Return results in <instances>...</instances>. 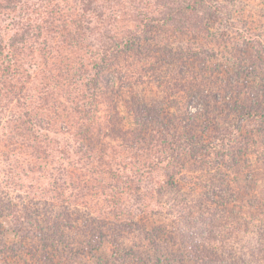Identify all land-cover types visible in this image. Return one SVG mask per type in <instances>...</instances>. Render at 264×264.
Returning a JSON list of instances; mask_svg holds the SVG:
<instances>
[{
  "label": "rangeland",
  "instance_id": "rangeland-1",
  "mask_svg": "<svg viewBox=\"0 0 264 264\" xmlns=\"http://www.w3.org/2000/svg\"><path fill=\"white\" fill-rule=\"evenodd\" d=\"M72 2L78 5V1ZM218 2L225 8L226 15L218 18L208 35H180L169 27L156 26L150 40L142 39V52L135 54L131 47L128 56L119 58L118 71L105 69L104 81L111 82L114 87V93L109 95L114 97L120 117L130 115V121L134 119L130 110L134 102L147 106L140 110L143 116L150 118L143 136L133 130L132 123H123L126 131L136 135L137 140L141 137L149 144L153 141L152 132L165 133L160 123L164 122L171 125L173 132L172 127H177L179 135L188 132L199 142L195 147L182 149V158L175 166L164 163L153 175H136L143 181L164 182L163 192L159 194V188L151 183L148 188L151 195L146 201L144 198L150 206L145 209H141L138 198H128L126 208L119 205L118 211L131 212L136 219L129 214L134 221L128 218L105 221L108 223L105 231L110 236L102 239V243L97 238L99 243L95 250L89 247L83 253L81 245L71 243L76 250L72 255L77 254L74 261L67 256L70 252L62 249L63 245L58 250L47 247L37 238L21 236V232L13 231L12 226L5 223L4 229L8 230L3 239L8 241L9 247L15 246L14 252L17 251L9 259L10 263L49 264L45 258H52L49 254L55 253L59 264L60 260L63 264H111V258L117 264H124V261L126 264H155L142 263L147 261L145 253L155 257L152 251L155 242L161 246L164 260L161 264H264V225H258L264 220V0ZM20 12L31 17L35 15L27 8ZM144 49L148 56L144 55ZM40 85V80H31V95ZM242 107L248 112L252 108L262 111L241 116ZM242 117L244 121L240 123ZM114 122L119 129L121 124ZM134 128L143 131L145 125ZM105 131L113 138L120 135L118 130L106 128ZM10 136L7 125H0V190L20 208L23 203L40 206L48 196L39 185L28 188L31 177L19 172L20 167L25 166L23 159H31L25 152L28 148L16 145L15 140L8 143L12 141ZM56 139L58 142L52 146L58 150L68 142L63 134ZM113 143L105 139L102 147L107 146L114 158L120 156L125 163L132 162L129 166L134 172L154 160L142 156L135 158L134 154L140 152L131 147L122 149ZM121 150L126 154L122 155ZM172 180L177 188L170 187ZM212 197L218 203L208 202ZM69 207V213L74 216L86 211L83 206ZM207 207L216 210L217 220L208 219ZM224 208L235 210V214L227 216ZM200 209L202 217L198 213ZM247 217L252 218V223ZM157 227L166 234H174L175 241L172 243L160 234L154 238ZM120 229L124 231L119 238ZM227 231H231L232 236L223 245L219 244L222 239L216 242L211 239L214 233L224 235L222 232ZM77 237L84 242L92 235L88 232ZM200 244L214 246L225 259L221 263L218 260L208 263ZM122 246L129 255H120ZM229 252L235 257H230ZM102 254L104 262L99 263L96 257ZM107 258L109 262L106 263ZM181 258L184 260H177ZM173 259L176 260L172 262Z\"/></svg>",
  "mask_w": 264,
  "mask_h": 264
},
{
  "label": "trees",
  "instance_id": "trees-1",
  "mask_svg": "<svg viewBox=\"0 0 264 264\" xmlns=\"http://www.w3.org/2000/svg\"><path fill=\"white\" fill-rule=\"evenodd\" d=\"M72 1H78V5H73ZM25 8L35 15L22 14L20 11ZM224 10L218 0H0V125H7L11 133L12 141L8 143L15 140L16 145L28 148L25 152L31 159H23L25 166L19 170L25 177H31L27 187L32 189L39 185L48 196L40 206L23 203L20 208L0 190L2 264H12L9 259L17 252H14L15 246L9 247L8 241L3 239L8 230L4 229L5 223L11 225L13 231L21 232V236L37 238L47 247L58 250L63 245L62 249L69 251L67 256L74 261L77 254L72 255L76 250L71 243L81 245L83 253L89 247L95 250L99 240L102 243V239L110 236L105 231L108 226L105 221L124 218L134 221L129 217L131 212L125 215L123 209L118 211L119 205L126 208L128 198H138L141 209H145L150 206L145 201L151 195V183L159 188V194L163 192L164 182L143 181L136 175H153L164 163L175 166L182 158L181 150L195 147L199 142L188 132L179 135L177 127H172L173 132L171 125L164 122L160 123L165 133L152 132L153 141L149 144L141 137L137 140L136 135L126 131L123 123L141 128L145 125L143 131L133 127L143 136L150 118L143 116L140 110L147 106L134 102L130 109L134 119L130 121V115L120 117L116 101L109 95L114 93V87L111 82L104 81L105 69L118 71L119 58L128 56L131 47L135 54L142 52V39L150 40L156 26L169 27L180 35H208L218 18L226 15ZM145 54L148 56L144 49ZM136 59L141 61L139 57ZM31 80H40L41 84L32 95ZM246 110L242 107L240 115L262 111L261 108ZM114 120L121 124L119 129ZM106 128L118 130L120 135L113 138ZM60 134L66 136L68 142L58 150L52 145L58 142L56 136ZM105 139L122 149L131 147L140 152L134 154L135 158L142 156L154 160L134 172L129 166L132 162L125 163L120 156L114 158L107 146L102 147ZM121 151L122 155L126 154ZM169 184L177 188L174 180ZM208 202L218 203L213 197ZM70 205L83 206L86 211L76 217L69 213ZM224 206L227 205L224 203ZM223 210L227 216L235 214L233 209ZM202 212V209L198 212L200 217ZM205 214L209 220L218 219L212 207H207ZM131 216L136 219L135 215ZM247 218L252 223V218ZM258 225H264V220ZM123 231L119 230V238ZM88 232L92 235L88 241H80L77 237ZM154 233V238L160 234L172 243L175 241L174 234H166L159 227ZM222 233L224 235L214 233L211 239H222L219 244L223 245L232 232ZM72 235L76 238L71 239ZM152 247L155 257L145 253L147 261L142 263L161 264L164 261L161 246L154 242ZM200 247L208 263L214 260L221 263L225 259L214 246L200 244ZM121 248L120 255H129L124 246ZM54 254H49L52 258H45L49 264H59L56 263L59 257ZM229 256L235 257L231 252ZM96 258L103 263L105 257L102 254ZM110 263L117 264L114 258ZM60 264H63L61 260Z\"/></svg>",
  "mask_w": 264,
  "mask_h": 264
}]
</instances>
